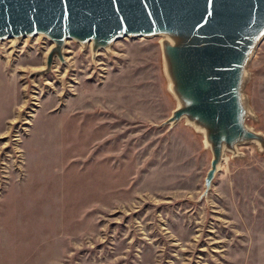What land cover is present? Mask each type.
Returning <instances> with one entry per match:
<instances>
[{"label":"rangeland","instance_id":"374dc122","mask_svg":"<svg viewBox=\"0 0 264 264\" xmlns=\"http://www.w3.org/2000/svg\"><path fill=\"white\" fill-rule=\"evenodd\" d=\"M161 37L126 38L44 76L52 42H0V264H264V151H211L181 121ZM248 123L264 133V40L248 65Z\"/></svg>","mask_w":264,"mask_h":264},{"label":"water","instance_id":"95a60500","mask_svg":"<svg viewBox=\"0 0 264 264\" xmlns=\"http://www.w3.org/2000/svg\"><path fill=\"white\" fill-rule=\"evenodd\" d=\"M44 36L52 42L44 76L65 56L68 41L90 45L92 60L126 38L161 37L168 90L177 102L158 127L181 121L202 133L211 151L198 201L208 199L226 153L264 151V133L248 123V65L264 40V0H0V42Z\"/></svg>","mask_w":264,"mask_h":264},{"label":"bare ground","instance_id":"6f19581e","mask_svg":"<svg viewBox=\"0 0 264 264\" xmlns=\"http://www.w3.org/2000/svg\"><path fill=\"white\" fill-rule=\"evenodd\" d=\"M10 40H15V42H16V43H18V41H17L15 38H13V39H10ZM87 47H89V48H90V45H89V46H87Z\"/></svg>","mask_w":264,"mask_h":264}]
</instances>
